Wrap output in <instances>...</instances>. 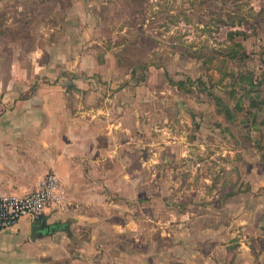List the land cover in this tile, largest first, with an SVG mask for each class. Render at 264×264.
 <instances>
[{"label": "rangeland", "instance_id": "rangeland-1", "mask_svg": "<svg viewBox=\"0 0 264 264\" xmlns=\"http://www.w3.org/2000/svg\"><path fill=\"white\" fill-rule=\"evenodd\" d=\"M91 1L82 29L102 31L92 44L99 58L92 75L145 81L135 90L130 85L134 94H145L131 106L137 111L123 114L131 128L125 135L134 140L123 146V191H174L162 198L182 204L188 193L261 188L256 173L264 172L263 13L248 0ZM69 9L70 0H0L2 110L45 82L40 64H50L56 53L39 55L34 46L46 42L51 49L55 35L42 29H71L64 19ZM236 21L249 32L230 33ZM123 84L112 82L110 91ZM83 94L82 101L102 98ZM123 103L130 104L126 95Z\"/></svg>", "mask_w": 264, "mask_h": 264}, {"label": "crops", "instance_id": "crops-1", "mask_svg": "<svg viewBox=\"0 0 264 264\" xmlns=\"http://www.w3.org/2000/svg\"><path fill=\"white\" fill-rule=\"evenodd\" d=\"M248 1L264 15V0ZM70 2L71 29H42L55 35L51 49L34 46L39 55L56 53L40 64L45 82L0 108V195L29 193L53 171L63 198L40 218L23 216L0 230V264H264V172L256 173L263 179L256 191H198L182 204L164 200L167 191H123V146L134 141L123 114L137 111L131 106L145 93L129 87L144 80L92 75L99 67L92 44L102 31L82 29L92 1ZM235 24L230 33L249 32ZM84 91L102 98L82 101Z\"/></svg>", "mask_w": 264, "mask_h": 264}, {"label": "built area", "instance_id": "built-area-1", "mask_svg": "<svg viewBox=\"0 0 264 264\" xmlns=\"http://www.w3.org/2000/svg\"><path fill=\"white\" fill-rule=\"evenodd\" d=\"M63 189L58 175L50 171L37 187L23 195H0V230L14 225L19 218H40L45 207L60 202Z\"/></svg>", "mask_w": 264, "mask_h": 264}]
</instances>
